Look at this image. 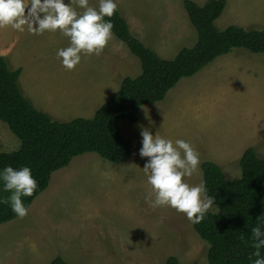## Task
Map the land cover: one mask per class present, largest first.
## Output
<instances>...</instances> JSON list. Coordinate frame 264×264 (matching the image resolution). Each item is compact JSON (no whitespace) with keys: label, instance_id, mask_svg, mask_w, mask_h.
I'll return each mask as SVG.
<instances>
[{"label":"rangeland","instance_id":"1","mask_svg":"<svg viewBox=\"0 0 264 264\" xmlns=\"http://www.w3.org/2000/svg\"><path fill=\"white\" fill-rule=\"evenodd\" d=\"M191 1L202 5L207 0ZM115 2L130 32L160 57L171 59L182 47L194 44L196 31L184 0ZM89 6L98 7V0H89ZM215 25L218 29L228 25L264 29V0H225ZM115 43L128 54V63L122 62L113 48ZM67 45V37L59 31L33 35L27 30L0 28V55L6 57L10 69L21 68L23 95L28 100L30 96L39 110L45 111L46 106L53 119L90 118L114 91L103 84L120 73L112 71L111 65H119L117 70L125 71L124 76L140 73L137 57L113 33L99 56L82 54L72 70H66L56 56V50ZM92 90H100V98L90 109L76 105ZM144 109L152 124L145 119ZM119 126L122 135L133 143L130 156L115 163L94 152L83 153L53 171L47 187L29 205L27 215L0 224V264H48L56 256L71 263L60 249L73 255L75 263L71 264H164L168 256H175L180 264H206L208 244L185 215L166 206L154 209L145 202L149 186L142 167L148 158L138 154L140 130L147 127L153 134L173 141L185 139L199 153L201 162L209 160L208 155L215 156L212 159L218 161L213 162L227 179L239 177L238 160L245 148L252 145L264 158V53L232 48L194 75L181 78L163 100L141 106L136 121L121 120ZM18 146V138L0 121V151L10 152ZM200 163L198 171L186 178L189 184L200 182ZM84 201L95 203L94 225L82 214ZM209 211L217 209L212 205ZM107 225L134 232L135 240L143 239L144 247L155 252L116 254L114 243L109 238L105 241L98 232L110 229ZM88 227L94 231L88 232ZM96 236H100L102 253L93 252V244L83 250L84 238L93 241ZM118 257V263H114Z\"/></svg>","mask_w":264,"mask_h":264},{"label":"trees","instance_id":"2","mask_svg":"<svg viewBox=\"0 0 264 264\" xmlns=\"http://www.w3.org/2000/svg\"><path fill=\"white\" fill-rule=\"evenodd\" d=\"M183 5L196 31V40L192 46L179 49L171 59L160 57L136 38L117 10L111 17H104L111 21L113 35L139 60L140 73L122 78L117 91L90 118L60 121L36 109L22 93L21 68L10 69L6 57L0 55V121L19 140L17 149L0 152V168L11 165L31 169L37 188L31 196L21 197L27 208L47 187L51 173L67 166L77 155L94 152L110 162L125 161L133 143L122 135L119 122L136 121L141 106L163 100L181 78L194 75L232 48L264 53V29L216 27L215 20L225 0H207L202 5L184 0ZM238 164L240 176L227 179L216 163H201L202 180L217 209L207 211L199 223H192L197 235L208 244L206 264H252L256 258L255 249L245 241L251 235V227L258 223L257 217L264 215V158L248 147ZM9 194L0 191V197ZM16 217L8 204H0V224ZM241 234L245 241H241ZM260 253L264 256V247ZM49 264L69 263L56 256ZM164 264L180 263L175 256H168Z\"/></svg>","mask_w":264,"mask_h":264},{"label":"clouds","instance_id":"3","mask_svg":"<svg viewBox=\"0 0 264 264\" xmlns=\"http://www.w3.org/2000/svg\"><path fill=\"white\" fill-rule=\"evenodd\" d=\"M76 8L82 11L77 12ZM116 9L115 0H98L96 8L89 6V0H67V3L65 0H0V28L27 30L33 35L59 31L67 37L68 45L58 48L56 56L66 70H72L80 63L82 54H101L112 35V23L104 17H111ZM144 116L149 124L153 123L147 109ZM140 136L138 154L148 158L142 167L149 186L145 202L154 209L165 206L175 209L189 222L199 223L214 204V197L208 195L202 179L197 184H189L186 179L198 171L199 153L185 139L173 141L157 132L153 134L147 127H141ZM0 185V191L10 193L0 197V204H8L18 218H24L28 208L21 197L31 196L37 188L31 169L5 165L0 168ZM257 219L248 240L245 241L243 234L240 239L255 249L252 264H264L260 253L264 247V215Z\"/></svg>","mask_w":264,"mask_h":264},{"label":"crops","instance_id":"4","mask_svg":"<svg viewBox=\"0 0 264 264\" xmlns=\"http://www.w3.org/2000/svg\"><path fill=\"white\" fill-rule=\"evenodd\" d=\"M111 41V40H110ZM119 46V47H118ZM120 47H122L120 44H118V43H115V44H113V48L115 49V51L119 54V56L122 58V62L124 63V61H125V63L127 62L128 63V61H129V56H128V54H123L122 52V50H120ZM129 51V50H128ZM118 66L119 65H117L115 68H114V66L113 65H111V70L112 71H119L120 73H117V75H118V77L116 78V79H110V81L108 82L107 81V79L103 82V84L104 85H106V89L107 90H111V91H113L114 89H116V90H114L113 91V93H115L116 91H117V89L119 88V80H121L122 78H124V77H128V76H124L123 75V73L125 72V71H121V70H117V68H118ZM17 68H19V67H17ZM16 69V68H15ZM21 74V73H20ZM120 76V77H119ZM137 76V75H136ZM19 79H20V77H19ZM19 82H20V80H19ZM121 82V81H120ZM117 86H118V88H117ZM91 94L89 95V96H87V97H85V98H81L80 99V101L81 102H79L78 104H76V105H78V106H80L81 108H83V109H90V107L91 106H93L92 104L93 103H95V102H97V100H99V98H100V90H97V91H91L90 92ZM112 93V94H113ZM85 94H88V93H85ZM111 94V95H112ZM110 95V96H111ZM109 96V97H110ZM108 97V98H109ZM107 98V99H108ZM106 99V100H107ZM105 100V101H106ZM29 101L33 104V106H34V103H33V101H31V97L29 96ZM104 101V102H105ZM34 102H36L37 104H39V101L37 100V99H35L34 100ZM103 102V103H104ZM102 103V104H103ZM102 104H100V105H102ZM99 105V106H100ZM98 106V107H99ZM35 107V106H34ZM97 107V108H98ZM36 109H38L39 110V108H37V107H35ZM96 108V109H97ZM46 109H48L46 106H44L43 107V110H45V111H43V112H45V113H47V112H49V111H47ZM95 109V110H96ZM41 110V109H40ZM95 110H94V112H95ZM42 111V110H41ZM93 112V113H94ZM48 114V113H47ZM252 146V145H251ZM250 146V147H251ZM248 148V147H247ZM246 149V148H245ZM244 149V150H245ZM243 150V151H244ZM239 151H240V149H239ZM1 152V151H0ZM235 152H237V151H234L233 153H235ZM87 153H89V152H87ZM243 153V152H242ZM241 153V154H242ZM239 155V154H238ZM241 156V155H240ZM207 157V156H206ZM215 156H210V155H208V157H207V159H209L208 161H218V160H216V159H212V158H214ZM238 157V156H237ZM101 158V157H100ZM105 160V159H104ZM201 162V161H200ZM203 162V161H202ZM201 162V163H202ZM120 163V162H119ZM201 163H200V169H201ZM72 167H75V166H72ZM201 175H202V172H201ZM202 179V178H201ZM83 205H88L89 207H86L85 208V206H83ZM83 205H81V207H82V214L84 215V218L86 219V220H88L89 221V223H91L90 225H94V222L93 221H95L96 220V216H95V211H94V209L92 208V205H94L95 206V203H91V204H89L87 201H84L83 202ZM86 209V210H85ZM96 209V208H95ZM110 229H104V230H99L98 232L100 233V235H102V238L105 240V241H107V239L109 238V240H111L113 243H114V246H113V248H115L116 249V254H118V253H125V254H127V253H147V252H155V251H149L148 249H146L145 247H144V245L142 244V240L143 239H137V240H135V238H136V236H133V233L130 231V232H128V233H125V232H123L122 230H121V228H116V227H114V226H109V225H107ZM87 231L88 232H90V231H94L92 228H90V227H88V229H87ZM145 231L146 230H144V233L143 234H145V235H147L149 238L151 237V235L149 236L148 234H146L145 233ZM128 234V236H126ZM111 238V239H110ZM99 239H100V236H96L95 238H94V240L93 241H90L88 238H84V240L82 241V246H84V248H83V250H87V248H89L90 247V244H93V245H95V249L93 250V252H95V251H100L101 253H102V248H101V244H100V242H99ZM106 244H108V243H106ZM60 252H61V254H63V256L65 257V258H67V260H69L71 263H75L74 261V259H73V255L72 254H69L65 249H60L59 250ZM115 252V251H114ZM69 255H71V256H69ZM61 258H62V256H61ZM115 257H114V255H113V258H112V260L114 259ZM63 259V258H62ZM52 260V259H51ZM50 260V261H51ZM64 260V259H63ZM103 260L106 262V260H105V256H103ZM118 261H119V257L117 258V259H115L114 260V263H118ZM67 262V261H66ZM71 263H69V264H71ZM126 264H130L128 261H126L125 262ZM49 264V263H48ZM106 264H109L108 262H106ZM110 264H113V262H111Z\"/></svg>","mask_w":264,"mask_h":264}]
</instances>
